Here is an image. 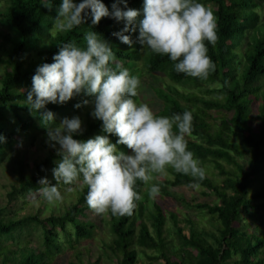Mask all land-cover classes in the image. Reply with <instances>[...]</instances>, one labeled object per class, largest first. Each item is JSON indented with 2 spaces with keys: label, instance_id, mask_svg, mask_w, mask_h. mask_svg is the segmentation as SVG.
Listing matches in <instances>:
<instances>
[{
  "label": "trees",
  "instance_id": "1",
  "mask_svg": "<svg viewBox=\"0 0 264 264\" xmlns=\"http://www.w3.org/2000/svg\"><path fill=\"white\" fill-rule=\"evenodd\" d=\"M5 1L6 6L0 10V20L8 29L0 32L4 38L0 41V61L6 65L5 73L0 77V135L6 140L0 141V161L8 150H13L18 141L17 133L34 139L37 131L47 129L40 114L30 110L26 98L37 66L51 63L54 54L66 42L85 47L84 34L92 29L109 41L118 61L132 74L140 78L144 74L152 75L153 80L141 82L139 95L135 97L138 103L148 97L158 101L156 113L160 115L170 116L185 110L193 112L194 129L188 138V147L203 166L212 165L223 177L218 182L206 174L200 187L204 188L205 196L214 199L197 202L194 198L190 202L170 187H191L192 177L172 169H169L172 178L159 175L163 195L174 197L185 206L193 203L219 223L216 231L199 232L188 219V234L180 226L178 213L171 212L178 243L170 241L164 234L167 211L163 205L154 202V208L147 216L153 231L143 220L148 197L143 191L146 185L138 181L137 191L143 199L133 214L111 215L113 238L110 248L117 263L139 264L140 252L134 247L138 244L143 252H155L148 255L152 262L163 258L164 264H264V184L260 190L251 193L252 184L264 176V0H201L213 9L219 35L214 46L208 45L216 70L204 80L176 72L169 56L142 48L139 43L131 47L121 42L112 33L123 28V21L103 17L99 24L93 25L89 17L84 25L71 31L56 29L51 33L62 0H55L51 9L43 7L39 0ZM103 2L111 10L114 0ZM128 6L142 10L143 0H129ZM132 36L135 40L138 30ZM156 77H167L169 82L163 83L154 79ZM189 85L199 92L182 91L178 87ZM206 93L212 95L206 97L203 95ZM78 96L63 104L47 105L55 113L56 123L60 117L77 110L75 105L87 97L84 94ZM255 122L260 123V130L255 129ZM101 125V120L89 121L87 128L76 138L87 140L103 134ZM108 135L113 142L118 139L113 134ZM118 149L130 151L125 145H119ZM59 159L58 153L52 150L43 161L36 163L34 174H26L24 160L19 158L16 168L19 185L8 193L9 204L19 195L38 191L39 180L46 176L48 168L56 166ZM51 181L56 183L55 179ZM87 192V186H83L78 200L63 213H52L44 218L39 213L10 218L4 215L5 208L0 207V262L51 264L53 255L61 249V234H74L77 241L91 237L96 222L86 212L90 208ZM138 218L141 220L137 232ZM69 225L74 232L68 229ZM31 226H40L44 249L18 242L19 248L9 251L5 241L16 237L18 232H29ZM99 262L100 259L89 264Z\"/></svg>",
  "mask_w": 264,
  "mask_h": 264
},
{
  "label": "clouds",
  "instance_id": "2",
  "mask_svg": "<svg viewBox=\"0 0 264 264\" xmlns=\"http://www.w3.org/2000/svg\"><path fill=\"white\" fill-rule=\"evenodd\" d=\"M51 9L55 0H39ZM129 0H114L110 8L103 0H62L57 9L55 27L61 32L84 25L91 17L93 25L103 17L123 21L113 36L131 47L166 55L174 70L202 80L216 70L208 45L219 39L213 9L201 0H143V9L128 6ZM123 5V7L121 6ZM138 30L135 40L132 34ZM127 33V34H126ZM86 46L64 43L52 62L37 66L27 92L30 110L39 113L47 126L48 141L60 157L52 169L56 183L47 176L39 180L38 195L49 204L64 199L59 182L68 190L87 186V202L97 214L132 215L143 199L138 181L148 186V195L156 199L162 191L156 180L169 169L192 177L191 187L199 188L206 178L202 161L188 147L194 129L191 110L172 115L157 114L148 103H138L141 79L118 61L112 45L100 33L88 30ZM84 94L75 107L92 103L91 115L102 121V131L87 140L79 115L64 117L58 124L49 103L63 104ZM6 137L0 135V141ZM57 145L59 147L57 148ZM125 145L128 150H119Z\"/></svg>",
  "mask_w": 264,
  "mask_h": 264
},
{
  "label": "rangeland",
  "instance_id": "3",
  "mask_svg": "<svg viewBox=\"0 0 264 264\" xmlns=\"http://www.w3.org/2000/svg\"><path fill=\"white\" fill-rule=\"evenodd\" d=\"M6 6L5 0H0V10H2ZM55 23L50 29L51 33L56 31ZM6 32L8 29L5 25L2 24L0 20V32ZM43 39V38H42ZM4 38L0 33V41H3ZM5 63L0 61V77H2L5 73ZM159 77V76H158ZM158 77L154 79H158L159 81L165 83L169 82V79ZM161 77V76H160ZM141 82H146L153 80L152 75L144 74L141 76ZM214 86V85H211ZM182 91H196L199 92L195 87L189 85L187 88L183 86H178ZM25 88H23L24 90ZM202 94V93H201ZM206 97L211 96L212 94H203ZM79 96L73 97L71 100H75ZM142 98V95L140 94ZM84 99H88L92 101L93 97H85ZM148 99V100H147ZM146 100L141 99L143 103H148L155 112L159 110V102L151 100L148 97ZM70 100V101H71ZM149 101V102H148ZM94 105L92 103L82 105L77 110L70 111L66 116L60 117L59 122L64 117H72L74 115H79L82 120V128L83 131L87 128L89 121H95L91 115L92 109ZM58 122V123H59ZM57 123V124H58ZM255 129L260 130V123L255 122ZM105 134V133H103ZM108 135V134H106ZM18 141L16 142L13 150H8L4 156V158L0 161V207L5 208L4 215L10 218H21L25 215L29 214H38L44 218L48 217L52 213H63L66 208L73 202L77 201L80 195L81 187H76L74 190L69 191L68 185L60 184V190L63 193L64 199L62 202H59L55 205L49 204L43 200L42 197L38 195V191L27 193V195L22 196L19 195L12 203L9 204L8 193L12 191L15 185H19V176L16 172L17 160L19 158H23L24 164L23 169L26 174H34L36 171V163L43 161L49 153L54 150L57 152L56 148H53L48 141L47 129L39 130L36 133L34 139L25 134H16ZM59 145H57V148ZM206 174L214 177L218 182H221L223 177H221L218 173V170L214 168L212 165H205ZM230 168V166H228ZM54 167L48 168L46 171V176L50 180H54L52 169ZM169 178H172V175L169 173L167 175ZM160 180L159 175L156 180L153 182H158ZM264 184V176L258 178L252 184V192L256 190H260ZM172 191H175L178 195H183L187 198L188 201L192 202L194 198L197 199V202L204 201L207 198L214 199L212 197H207L203 194L204 188H193L189 186H180V187H170ZM144 194L147 195V203L145 207V216L143 220L147 221L150 225L151 230L153 231V227L151 221L147 217L149 212L154 208V202H157L163 205L167 211V220L165 223V236L174 243L180 242L179 237L175 231L173 220L171 217V212H177L178 217L180 219V226L184 227V232H190V225L187 222L188 219L193 221V228L197 231L201 232L203 230L216 231V226L219 224L218 221L213 218L211 215L202 212V210L198 209L195 204L191 203L189 206H185L182 203L178 202L176 198L171 196L163 195L162 193L156 198L152 199L148 195V186L143 187ZM88 213V217L93 219L96 222V227L94 229V233L91 237L83 238L79 241L76 240L74 234L71 236H67L65 234H61L59 237L61 249L57 251L53 256L54 260L51 264H89V262H95L100 259L99 264H118L117 258L110 248V244L112 242L113 233L111 230V214H97L93 209L88 208L86 210ZM141 220L138 218L136 223L137 232L139 230V223ZM69 230L74 232V229L71 225L68 226ZM28 231L18 232L16 237L9 238L5 241L7 245V249L9 251H13L19 248L18 242H23L26 245L33 247H40L44 249L42 246V234L40 226H31ZM72 240V241H71ZM134 247L140 252V262L139 264H164L165 259H161L159 261L152 262L148 255L155 254L154 251L148 250L146 252L142 251V248L138 244H134ZM7 254H10L7 252ZM2 264V262H0Z\"/></svg>",
  "mask_w": 264,
  "mask_h": 264
}]
</instances>
